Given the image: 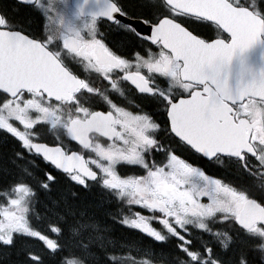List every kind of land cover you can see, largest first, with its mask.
<instances>
[{"label": "snow or ice", "instance_id": "6c2138e0", "mask_svg": "<svg viewBox=\"0 0 264 264\" xmlns=\"http://www.w3.org/2000/svg\"><path fill=\"white\" fill-rule=\"evenodd\" d=\"M0 132V264H264V0H0Z\"/></svg>", "mask_w": 264, "mask_h": 264}, {"label": "flooded vegetation", "instance_id": "af4514ba", "mask_svg": "<svg viewBox=\"0 0 264 264\" xmlns=\"http://www.w3.org/2000/svg\"><path fill=\"white\" fill-rule=\"evenodd\" d=\"M202 33L207 34V29L201 28L199 29ZM70 59V57H69ZM97 84L99 85V81H97ZM125 87V96L121 97V101L123 104L127 105L129 110L136 111V106L141 105L142 102L138 98V94L134 91V86L127 84ZM145 106V110L147 111H156L154 107L151 106ZM160 119H164L163 117H160ZM9 146H11L14 142L11 140L10 137L7 138ZM4 140H5V134L0 132V152L5 151L4 148ZM49 143L52 142V138L48 137ZM73 148L76 146L73 145ZM180 155L182 158H186L189 160V162H192L196 166L202 167L206 173L210 176H212L215 179H221L225 182L230 183H239L243 180V177H240L239 174L229 166L225 165L223 162H216V163H210L205 162L200 159L199 154H193L192 152L185 151V150H179ZM157 159H163V156L160 155L157 157ZM14 256V257H13ZM10 259L15 258L16 256L13 255ZM9 264H12V261L9 260Z\"/></svg>", "mask_w": 264, "mask_h": 264}, {"label": "trees", "instance_id": "16d2710c", "mask_svg": "<svg viewBox=\"0 0 264 264\" xmlns=\"http://www.w3.org/2000/svg\"><path fill=\"white\" fill-rule=\"evenodd\" d=\"M108 221H109V218H106ZM108 226H109V228L112 230V233H113V235L115 236V237H117V231L119 230V229H121V228H119L117 225H115L114 223H112V222H108ZM125 233L123 232V234H118V237H119V239L122 237V238H124L125 237V235H124ZM32 247H35V248H38L39 247V245L38 244H33V245H31ZM11 261H12V264H14V262L17 260V257H15V258H12V259H10Z\"/></svg>", "mask_w": 264, "mask_h": 264}, {"label": "bare ground", "instance_id": "6f19581e", "mask_svg": "<svg viewBox=\"0 0 264 264\" xmlns=\"http://www.w3.org/2000/svg\"><path fill=\"white\" fill-rule=\"evenodd\" d=\"M14 257V256H13Z\"/></svg>", "mask_w": 264, "mask_h": 264}, {"label": "rangeland", "instance_id": "374dc122", "mask_svg": "<svg viewBox=\"0 0 264 264\" xmlns=\"http://www.w3.org/2000/svg\"><path fill=\"white\" fill-rule=\"evenodd\" d=\"M106 219V218H105Z\"/></svg>", "mask_w": 264, "mask_h": 264}]
</instances>
